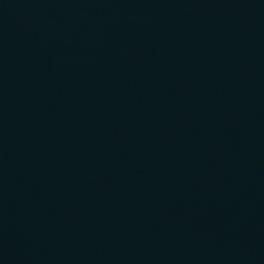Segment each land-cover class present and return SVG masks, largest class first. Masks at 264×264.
<instances>
[{
    "label": "water",
    "instance_id": "1",
    "mask_svg": "<svg viewBox=\"0 0 264 264\" xmlns=\"http://www.w3.org/2000/svg\"><path fill=\"white\" fill-rule=\"evenodd\" d=\"M0 264H264V0H0Z\"/></svg>",
    "mask_w": 264,
    "mask_h": 264
}]
</instances>
